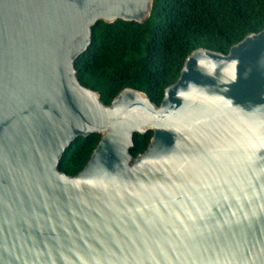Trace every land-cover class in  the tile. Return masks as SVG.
<instances>
[{"label": "water", "instance_id": "water-1", "mask_svg": "<svg viewBox=\"0 0 264 264\" xmlns=\"http://www.w3.org/2000/svg\"><path fill=\"white\" fill-rule=\"evenodd\" d=\"M153 6L0 0V264H264V29L193 51L160 106L131 88L106 105L77 77L97 23Z\"/></svg>", "mask_w": 264, "mask_h": 264}, {"label": "trees", "instance_id": "trees-1", "mask_svg": "<svg viewBox=\"0 0 264 264\" xmlns=\"http://www.w3.org/2000/svg\"><path fill=\"white\" fill-rule=\"evenodd\" d=\"M263 29L264 0H154L145 23L96 24L90 47L75 63L77 77L106 105L131 88L160 106L193 51L228 54L232 46ZM153 134H135L131 150L135 158L147 150ZM101 138L100 134L77 138L63 155L60 171L78 175Z\"/></svg>", "mask_w": 264, "mask_h": 264}]
</instances>
